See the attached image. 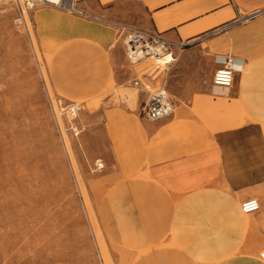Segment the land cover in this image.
I'll use <instances>...</instances> for the list:
<instances>
[{
    "label": "rangeland",
    "instance_id": "rangeland-1",
    "mask_svg": "<svg viewBox=\"0 0 264 264\" xmlns=\"http://www.w3.org/2000/svg\"><path fill=\"white\" fill-rule=\"evenodd\" d=\"M47 8L20 16L0 0V264H202L174 242L171 206L149 170L145 134L127 119L141 117L147 91L140 84L149 81L151 90L165 88L174 104H188L196 92L210 102L219 98L212 78L204 77V62L180 74L185 45L178 44L165 72L155 71L152 59L131 65L117 34L106 55L110 76L88 94L65 63L51 64L52 49L42 44L34 19ZM98 23L114 31L134 27ZM203 103L197 107L209 126L245 122L233 107L229 120L223 104ZM97 160L103 168L96 169Z\"/></svg>",
    "mask_w": 264,
    "mask_h": 264
},
{
    "label": "crops",
    "instance_id": "crops-1",
    "mask_svg": "<svg viewBox=\"0 0 264 264\" xmlns=\"http://www.w3.org/2000/svg\"><path fill=\"white\" fill-rule=\"evenodd\" d=\"M78 6L87 16L46 6L50 9L35 12L34 19L42 44L52 49V66L65 63L74 78L82 77L88 94L109 78L106 55L117 36L99 20L118 21L184 44L180 74L203 61L204 77L211 80L217 56L240 64L233 85L225 93H213L219 98L213 96L212 102L196 92L195 100L175 104L170 117H131L127 122L145 134L148 167L171 206V236L181 252L202 264H264L259 258L264 248V0H79ZM248 14L254 16L212 34ZM201 101L213 108L223 104L220 110L229 120L228 106L233 107L245 122L209 126L199 114ZM152 142L162 144L152 148ZM249 198L258 199L260 208L244 214L240 204Z\"/></svg>",
    "mask_w": 264,
    "mask_h": 264
},
{
    "label": "built area",
    "instance_id": "built-area-1",
    "mask_svg": "<svg viewBox=\"0 0 264 264\" xmlns=\"http://www.w3.org/2000/svg\"><path fill=\"white\" fill-rule=\"evenodd\" d=\"M5 1L9 2L20 16H22L25 10H32L38 6H51L72 15L82 17L87 16L85 11L78 6L79 0ZM253 16L254 14L239 15L216 28L215 31H212V34L224 32L232 25L247 21ZM116 26L118 36H123L124 38L125 57L131 65L136 64L143 58L159 57L164 59V67L157 68L155 71L165 72L170 68V65L175 59L173 50L174 48L179 47L178 44H173L162 38L158 33L152 31L147 32L145 30L122 25ZM215 61L218 63V67L212 75V86H217L223 89L230 88L233 85L234 74L236 72V69L233 66L235 64L234 59L228 56H217L215 57ZM135 84L138 85L139 81L135 80ZM149 84H151L150 81L147 84H140L142 89L147 91V97L139 109V115L148 121H158L171 116L175 110V104L165 88L158 86L151 90ZM70 108L72 114L79 109L76 104L72 105ZM68 129L72 130L75 135L80 133V130H78V127L76 126L70 125ZM95 167L96 169H101L103 168V163L101 161H96ZM259 208L260 203L256 198L246 199L240 204L241 212L244 214L256 212ZM259 258L264 263V248L259 252Z\"/></svg>",
    "mask_w": 264,
    "mask_h": 264
},
{
    "label": "bare ground",
    "instance_id": "bare-ground-1",
    "mask_svg": "<svg viewBox=\"0 0 264 264\" xmlns=\"http://www.w3.org/2000/svg\"><path fill=\"white\" fill-rule=\"evenodd\" d=\"M147 59H152L153 60V62H154V69H157V68H161V67H164L163 66V63H164V59H161V58H159V57H153V58H143L141 61H138L136 64H138V63H141L142 61H144V60H147ZM234 67H235V69H238L239 70V65L237 64V62H236V60H234ZM151 67H153V65L152 66H150V69H151ZM142 74H144V73H142ZM236 75V74H235ZM212 90H213V93H219V92H223V93H225V92H227V90L228 89H223V88H220V87H217V86H212ZM99 160H97V162H98Z\"/></svg>",
    "mask_w": 264,
    "mask_h": 264
}]
</instances>
